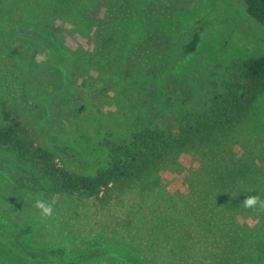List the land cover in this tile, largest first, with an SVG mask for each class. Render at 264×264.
I'll return each instance as SVG.
<instances>
[{
  "label": "rangeland",
  "instance_id": "1",
  "mask_svg": "<svg viewBox=\"0 0 264 264\" xmlns=\"http://www.w3.org/2000/svg\"><path fill=\"white\" fill-rule=\"evenodd\" d=\"M45 3L0 0V113L15 115L27 141L50 149L76 173L106 165L97 146L103 138L128 141L148 126L174 131L181 117L175 99L183 113L206 111L233 61L264 55V25L239 0ZM39 11L46 20L35 17ZM15 12L25 14L24 28L36 40L14 33ZM201 18L208 23L195 52L176 54L155 72L156 62ZM40 82L55 89L45 91ZM214 143L211 156L189 149L179 168L174 162L99 199L43 197L55 202L46 218L33 207L40 196L17 185L16 176H33L28 163L0 152V264H42L24 259L14 245L11 233L24 228L20 241L61 248L66 261L93 251L87 264H168L181 234L191 239L184 254L203 261L196 242L204 236L201 214L213 204L230 225L225 234L236 225L238 239L220 248L215 240V263L202 264H264V213L242 204L248 195L264 198V94ZM201 195L212 201L207 207Z\"/></svg>",
  "mask_w": 264,
  "mask_h": 264
},
{
  "label": "trees",
  "instance_id": "2",
  "mask_svg": "<svg viewBox=\"0 0 264 264\" xmlns=\"http://www.w3.org/2000/svg\"><path fill=\"white\" fill-rule=\"evenodd\" d=\"M61 1L46 0L45 4L52 7L55 3L60 4ZM125 1L129 6L135 7L138 0ZM140 1L144 3L146 0ZM239 1L248 16L264 25V0ZM24 11L23 7L22 12ZM41 11L37 12L35 17L38 15V19L41 16L42 21L46 20L45 15H41ZM24 15V13L15 12L11 16L9 20L15 23L13 31L17 35L36 40L37 33L24 28ZM207 23L206 18L194 22L188 37L176 44L156 62L155 72L158 69H165L169 64V58L176 54L182 57L192 55L201 41V35ZM5 27L8 26L5 25ZM230 71L229 78L221 85V91H215L210 98L206 111L196 115L183 113L179 109L177 100L173 101L175 112L181 115L174 131L148 126L135 131L128 141L103 138L97 146L106 154V165L98 167L93 172L76 173L60 163L56 154L50 149L27 141L18 118L5 110L0 113V152L28 163L33 176L29 178L16 176V181L20 188L27 189L34 195L43 193L45 198L79 196L99 199L101 195L114 188L131 187L153 175V172L170 170L174 162L179 168L181 166L179 157L189 149L194 148L193 151L197 152V157L211 156L213 145L216 144L215 138L231 130L235 123L246 116L255 101L264 94V55L235 60L231 64ZM40 85L45 91L55 89L53 85L47 83L40 82ZM201 196L202 204L205 203L207 207L212 201L205 202L204 195ZM219 212L218 204H213L207 207L205 215L201 214V218L204 219L201 226L204 236L202 242L197 239L196 245L201 249L203 261L190 259L184 254L186 245L191 239L187 237L184 241L186 238H183L181 234L180 240L170 249L171 258L167 259L168 264H180L179 259L186 260L188 264L190 262V264H202L204 261L215 263L216 257L213 256L215 240H218L219 248L227 244L229 240L236 243L238 228L235 225V230L227 236L224 230L230 225L227 226L224 218H220L223 216L218 214ZM11 234L15 247H18L24 259H30V261L42 264H87L95 257L94 252L90 251L75 261H66L65 251L61 248H36L24 240L20 241L21 235L28 234L27 228L21 229L17 234ZM94 250L100 255L97 249ZM256 260L260 263V256L255 258V262ZM161 264L166 263L161 262Z\"/></svg>",
  "mask_w": 264,
  "mask_h": 264
},
{
  "label": "clouds",
  "instance_id": "3",
  "mask_svg": "<svg viewBox=\"0 0 264 264\" xmlns=\"http://www.w3.org/2000/svg\"><path fill=\"white\" fill-rule=\"evenodd\" d=\"M40 198H37L33 204V207L39 210L41 217H49L54 213V201H48L43 198V193L39 194ZM243 207L248 210H252L257 214L264 213V198L259 195H248L243 201Z\"/></svg>",
  "mask_w": 264,
  "mask_h": 264
}]
</instances>
